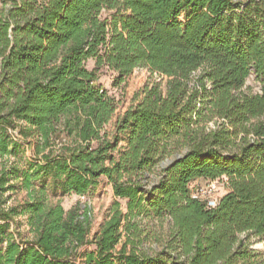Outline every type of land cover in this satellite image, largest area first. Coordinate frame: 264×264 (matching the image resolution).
<instances>
[{"label":"trees","instance_id":"1","mask_svg":"<svg viewBox=\"0 0 264 264\" xmlns=\"http://www.w3.org/2000/svg\"><path fill=\"white\" fill-rule=\"evenodd\" d=\"M136 69L166 90L108 131L101 72L120 86ZM103 178L127 211L116 202L91 240L87 208L49 194ZM217 181L215 207L195 197ZM142 216L171 219L163 251L139 248ZM251 237L264 241V0H0V264H264Z\"/></svg>","mask_w":264,"mask_h":264},{"label":"rangeland","instance_id":"2","mask_svg":"<svg viewBox=\"0 0 264 264\" xmlns=\"http://www.w3.org/2000/svg\"><path fill=\"white\" fill-rule=\"evenodd\" d=\"M104 16H106V13ZM88 68L90 70L94 68V63L92 61L88 63ZM115 76L114 73L104 70L101 72L100 77V83L107 90L109 96L117 103V110L114 118L107 127L108 131H112L117 121L121 119L131 107L136 106L144 98V90L147 87L160 85L165 91L167 85V78L154 74L149 69H136L127 81L120 86L114 85ZM243 91L246 93L260 92V85L255 77L252 76L248 79ZM215 122L216 120L205 125L207 131L215 127ZM121 146H124V143H122ZM185 152L186 150L182 149L173 154L168 160L175 158L177 155L181 156ZM25 157L31 159L32 151H27ZM162 163H164V161ZM162 163L158 165L157 172L160 169L165 168L162 166ZM157 172L155 174H157ZM152 177L153 181L151 184L153 185L154 182H157L158 180L155 181V175ZM194 191L196 193L195 195L202 198V200L215 203H217L226 193L225 183L223 181H217L212 184L200 182L195 185ZM24 197L25 193L16 194L11 201V204H14L17 201H22ZM49 202L53 205L58 203L61 204L66 212L75 209H81L84 212L87 208L91 222V240L95 238L96 234L101 230V227L109 218L111 209L116 202L121 204L124 212L127 211V201L119 200L114 197L112 186L106 178L101 179L99 186L85 197H79L76 195L54 196L50 193ZM138 221L140 227L146 230V234L143 235V241L139 245V248L148 252L150 255L163 251L169 239V230L172 224L171 219L167 218L166 220H159L157 218H145L142 216L138 218ZM242 238L245 239L246 237L242 236ZM125 240L126 238L123 239V242ZM249 243L252 245L251 249L264 252V241L251 237ZM121 246L122 244L118 246V249H120ZM90 249H93V246H88L83 249V251Z\"/></svg>","mask_w":264,"mask_h":264},{"label":"water","instance_id":"3","mask_svg":"<svg viewBox=\"0 0 264 264\" xmlns=\"http://www.w3.org/2000/svg\"><path fill=\"white\" fill-rule=\"evenodd\" d=\"M181 156L177 155L175 158L170 159V160H166L164 163H162L163 167H167L170 166L175 160L179 159Z\"/></svg>","mask_w":264,"mask_h":264},{"label":"built area","instance_id":"4","mask_svg":"<svg viewBox=\"0 0 264 264\" xmlns=\"http://www.w3.org/2000/svg\"><path fill=\"white\" fill-rule=\"evenodd\" d=\"M195 197H199V196L195 195ZM199 198H200V197H199ZM201 199H202V198H201ZM207 202H208L209 205L212 206V207H215L216 204H217V203H215V202H210V201H207Z\"/></svg>","mask_w":264,"mask_h":264}]
</instances>
